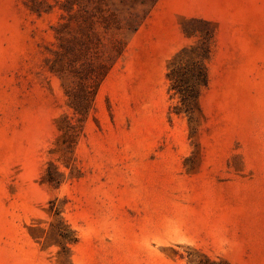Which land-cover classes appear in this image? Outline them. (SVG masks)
<instances>
[{
	"label": "rangeland",
	"instance_id": "374dc122",
	"mask_svg": "<svg viewBox=\"0 0 264 264\" xmlns=\"http://www.w3.org/2000/svg\"><path fill=\"white\" fill-rule=\"evenodd\" d=\"M0 264H264V0H0Z\"/></svg>",
	"mask_w": 264,
	"mask_h": 264
},
{
	"label": "trees",
	"instance_id": "16d2710c",
	"mask_svg": "<svg viewBox=\"0 0 264 264\" xmlns=\"http://www.w3.org/2000/svg\"><path fill=\"white\" fill-rule=\"evenodd\" d=\"M210 38L208 35H200L197 47L183 48L175 57L180 60L182 56H188V66L173 68L174 62L169 67L167 78L170 81L169 91L173 92V96H178L180 104L187 114H191L193 109L197 107L198 91L205 87L208 83V75L206 70V61L210 56ZM196 55L195 58H192ZM188 77V79H186ZM195 82L188 83L186 80ZM84 103H78L74 106V110L82 114L89 107H81ZM89 106V105H88Z\"/></svg>",
	"mask_w": 264,
	"mask_h": 264
}]
</instances>
